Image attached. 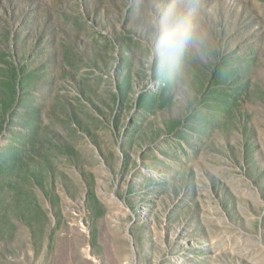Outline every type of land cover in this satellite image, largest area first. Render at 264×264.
I'll use <instances>...</instances> for the list:
<instances>
[{
    "label": "rangeland",
    "instance_id": "obj_1",
    "mask_svg": "<svg viewBox=\"0 0 264 264\" xmlns=\"http://www.w3.org/2000/svg\"><path fill=\"white\" fill-rule=\"evenodd\" d=\"M0 264H264V0H0Z\"/></svg>",
    "mask_w": 264,
    "mask_h": 264
},
{
    "label": "clouds",
    "instance_id": "obj_2",
    "mask_svg": "<svg viewBox=\"0 0 264 264\" xmlns=\"http://www.w3.org/2000/svg\"><path fill=\"white\" fill-rule=\"evenodd\" d=\"M167 19V18H165ZM185 39H191L190 35H186L184 37ZM179 42V38H175L172 35L168 34V33H164L161 36V40H160V47L164 50H171L173 49L176 44Z\"/></svg>",
    "mask_w": 264,
    "mask_h": 264
}]
</instances>
